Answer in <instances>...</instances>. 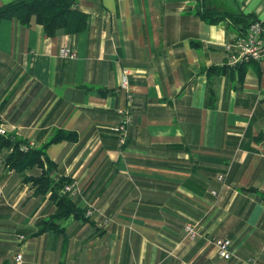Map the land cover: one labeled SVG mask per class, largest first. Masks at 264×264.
I'll use <instances>...</instances> for the list:
<instances>
[{
	"label": "crops",
	"instance_id": "1",
	"mask_svg": "<svg viewBox=\"0 0 264 264\" xmlns=\"http://www.w3.org/2000/svg\"><path fill=\"white\" fill-rule=\"evenodd\" d=\"M76 8L87 15L77 33L48 36L35 15L0 20V127L44 147L53 178L74 181L77 206L93 212L38 232L55 205L24 181L30 169L5 165L2 150L0 264H264V53L227 66L225 43L237 32L227 18L198 14H251L264 45V0ZM125 68L130 98L113 92ZM121 108L131 118L123 146ZM59 130L74 138L49 141ZM185 222L194 238L184 237ZM216 237L231 240L234 257L218 256Z\"/></svg>",
	"mask_w": 264,
	"mask_h": 264
},
{
	"label": "trees",
	"instance_id": "2",
	"mask_svg": "<svg viewBox=\"0 0 264 264\" xmlns=\"http://www.w3.org/2000/svg\"><path fill=\"white\" fill-rule=\"evenodd\" d=\"M198 14L208 23L227 18L230 20L231 29L237 33L244 32L251 22L259 21L251 14L221 13L209 8ZM32 15H35L48 36H53L58 30L67 33L80 32L85 28L87 20V15L74 6V0H11L0 5V20L17 18L27 23ZM65 138L72 139L74 136L70 132L59 130L49 141ZM24 144L21 140H13L10 135L0 134V152L4 149L9 150L3 159L5 165L16 171L30 169V174L23 177L24 181L34 187L35 195L43 196L48 193L55 205L51 216L45 220H39L38 232L57 228V221L70 215L83 218L85 210L77 206L74 198L61 192L64 184L72 180L67 177L53 178L54 164L46 157L44 147L36 148L26 145L24 147Z\"/></svg>",
	"mask_w": 264,
	"mask_h": 264
},
{
	"label": "built area",
	"instance_id": "3",
	"mask_svg": "<svg viewBox=\"0 0 264 264\" xmlns=\"http://www.w3.org/2000/svg\"><path fill=\"white\" fill-rule=\"evenodd\" d=\"M79 0H74V6L76 7ZM262 25L260 21L251 22L246 30L242 33H237L231 41L225 43V49L227 51L226 65L229 67H235L252 61L259 62L264 53L263 40L261 38ZM61 55L68 58H74L75 52L63 49ZM128 81V70L123 69V80L121 84L113 89V92L117 93L121 90L125 91L127 98L131 97L129 90ZM121 117L115 128L118 133V143L123 145L126 143L128 125L130 124L131 118L126 109H119ZM0 134H6V130L0 127ZM25 147V145H24ZM224 173L217 176V179L224 180ZM62 193H67L70 197L76 198L81 195V190L79 186L74 182L70 181L64 184L61 189ZM92 209L89 207L85 209V217H89L92 214ZM108 219L104 220L106 223ZM184 237L194 238L197 235V228L194 223L185 222L184 227ZM212 245L215 248L216 253L219 257L224 259H230L235 256L233 249L231 248V240L225 237H216L212 239ZM21 255L17 254L15 256L16 261H20ZM254 258L249 257L246 259L247 264H253Z\"/></svg>",
	"mask_w": 264,
	"mask_h": 264
},
{
	"label": "rangeland",
	"instance_id": "4",
	"mask_svg": "<svg viewBox=\"0 0 264 264\" xmlns=\"http://www.w3.org/2000/svg\"><path fill=\"white\" fill-rule=\"evenodd\" d=\"M79 188H80V187H79ZM105 219H106V218H105ZM105 219H104V220H105Z\"/></svg>",
	"mask_w": 264,
	"mask_h": 264
}]
</instances>
